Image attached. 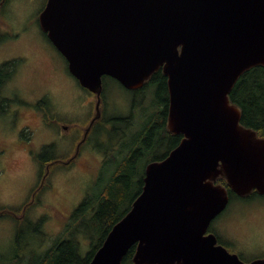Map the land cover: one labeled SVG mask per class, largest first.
Wrapping results in <instances>:
<instances>
[{
	"label": "water",
	"instance_id": "water-1",
	"mask_svg": "<svg viewBox=\"0 0 264 264\" xmlns=\"http://www.w3.org/2000/svg\"><path fill=\"white\" fill-rule=\"evenodd\" d=\"M39 24L69 72L99 98L103 77L137 90L162 69L167 128L183 139L145 170L131 210L90 264H264L245 262L208 233L229 204L225 186L264 195V137L241 124L230 93L264 67V0H47Z\"/></svg>",
	"mask_w": 264,
	"mask_h": 264
},
{
	"label": "rangeland",
	"instance_id": "rangeland-1",
	"mask_svg": "<svg viewBox=\"0 0 264 264\" xmlns=\"http://www.w3.org/2000/svg\"><path fill=\"white\" fill-rule=\"evenodd\" d=\"M46 3L47 0H9L0 15V66L13 60L19 63L17 73L2 90V97L12 101L8 112L0 116V208L19 210L32 199L40 182V166L34 155L44 147L53 145V155L57 156L73 154L75 140L66 138L67 133L61 135V124L79 121L78 128L84 127L87 116L83 103H90V110L95 103L96 97L87 91L86 95L78 86L65 57L40 27L39 16ZM108 81L107 98L113 108L108 106V112L124 117L131 96L115 81ZM43 99L51 102L49 113L35 107ZM88 150L75 165H55L48 187L31 205L27 220L43 219L40 233L20 228L19 221L12 218L0 217V263L18 254L19 229V261L27 260L31 251L41 254L71 237L68 227L72 216L103 167L101 154ZM96 156L101 158L100 165ZM212 228L225 240L236 241L234 251L244 261L263 259L264 195L231 204L215 219Z\"/></svg>",
	"mask_w": 264,
	"mask_h": 264
},
{
	"label": "trees",
	"instance_id": "trees-1",
	"mask_svg": "<svg viewBox=\"0 0 264 264\" xmlns=\"http://www.w3.org/2000/svg\"><path fill=\"white\" fill-rule=\"evenodd\" d=\"M9 0H0V15ZM18 60L8 61L0 66V116L5 115L12 100L2 97V90L17 73ZM109 77L103 78V95L107 93ZM116 83V81H115ZM117 84V83H116ZM102 95V96H103ZM230 100L241 109V124L257 131L264 137V67H255L245 72L230 93ZM124 117L111 115L100 123L106 141L99 145L103 155V167L96 182L87 190L85 198L75 210L68 231L71 237L61 241L41 254L31 251L25 261L17 259L21 252V229L17 230L18 254L10 261L0 264H90L96 252L103 245L112 228L131 210L133 203L144 187L145 170L149 163L162 161L178 147L182 135H173L167 128L169 116L168 79L162 70L156 72L135 98ZM44 108L46 113L51 102L43 99L35 106ZM107 125H109L107 127ZM54 147H44L34 155L40 166V182L33 191V197L21 209L0 208V217L19 221L20 228H28L40 233L44 220H27L38 196L48 187L52 169L59 157ZM217 184L225 186L230 198L236 194L226 180L219 177ZM258 195L254 192L247 199ZM213 229V228H212ZM210 229V230H212ZM219 244H222L219 240ZM136 246H133L123 260V264H134Z\"/></svg>",
	"mask_w": 264,
	"mask_h": 264
},
{
	"label": "flooded vegetation",
	"instance_id": "flooded-vegetation-1",
	"mask_svg": "<svg viewBox=\"0 0 264 264\" xmlns=\"http://www.w3.org/2000/svg\"><path fill=\"white\" fill-rule=\"evenodd\" d=\"M75 81L77 82L78 86L86 93V95H88L87 92H89V91H87L84 88H82L81 85L79 84V82L76 79H75ZM116 83H117V85L121 86L118 82H116ZM121 87L124 88L123 86H121ZM144 87L145 86H143L142 88L137 89V90H127L126 89L127 93H129L130 96H131V98H129L131 106L134 107V104L136 103L135 98L140 95V93L142 92ZM89 93H91V92H89ZM93 95L96 98H95V103L93 102L94 107H93L92 110L89 109V104L90 103L89 104L88 103H83V106H84L83 112H85L86 116H87V119H86V121L84 123L85 124L84 127L78 128V126L81 125V123L79 121L74 122V123L72 122L69 125H67L65 123L61 124V128L64 131V132H62L61 135L67 136L66 135V133H67L68 136L66 138H69L70 140L73 138L75 140V143H76L72 155L66 156V157L58 156L59 159H58L57 162L59 164H61L62 166L70 167L72 165H75L79 161L81 162V160L83 159L82 156L84 155V153L88 149H90V151H96V150L98 151L99 145L102 144V139L104 138V134L102 132V129L98 128V126L107 117H109L111 115H115L114 111L113 112H108V106H110L111 110H113V108H112V103L109 102L108 98H107V96L109 95V90L107 88L106 95L102 94L103 96L101 97V104H100L101 105V117L98 120H94L96 115H97V113H98L97 112V105H98L99 98H98V96L96 94H93ZM92 101H93V99H91V102ZM130 105L128 106V113L130 111V107H131ZM48 111H50V109H48ZM59 126H60V124H59ZM108 126L109 125H107V127ZM0 154H1V151H0ZM97 154H100V152L97 153ZM101 156H102V161H103V155L101 154ZM95 158H96L97 162L100 165V161H101L100 159L101 158H99L98 156H96ZM247 198L248 197L240 198L238 196H236L235 199L230 198V202H229L228 207L231 204L236 203L237 201H247V200H249ZM209 233L215 234L217 236L218 240H220L222 245L229 252L238 254L236 251H234V248L237 246L235 240H225L222 235H220L219 233H217L216 230H213V229ZM238 255H240V254H238Z\"/></svg>",
	"mask_w": 264,
	"mask_h": 264
}]
</instances>
